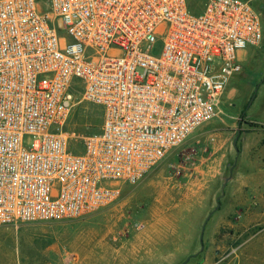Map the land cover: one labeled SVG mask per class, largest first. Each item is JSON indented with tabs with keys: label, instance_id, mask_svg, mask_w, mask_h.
I'll return each mask as SVG.
<instances>
[{
	"label": "built area",
	"instance_id": "2783aa9c",
	"mask_svg": "<svg viewBox=\"0 0 264 264\" xmlns=\"http://www.w3.org/2000/svg\"><path fill=\"white\" fill-rule=\"evenodd\" d=\"M254 1L0 0V227L115 205L218 116L263 37ZM76 100L96 129L70 127Z\"/></svg>",
	"mask_w": 264,
	"mask_h": 264
},
{
	"label": "rangeland",
	"instance_id": "374dc122",
	"mask_svg": "<svg viewBox=\"0 0 264 264\" xmlns=\"http://www.w3.org/2000/svg\"><path fill=\"white\" fill-rule=\"evenodd\" d=\"M256 2L263 37L240 53L242 70L222 94L218 116L139 183L124 185L115 205L71 221L0 227V264H182L199 251L201 226L232 166L221 206L206 223L204 249L185 264H264V1ZM159 51L156 44L152 53ZM71 113L79 134L101 123L85 101L76 100Z\"/></svg>",
	"mask_w": 264,
	"mask_h": 264
},
{
	"label": "water",
	"instance_id": "95a60500",
	"mask_svg": "<svg viewBox=\"0 0 264 264\" xmlns=\"http://www.w3.org/2000/svg\"><path fill=\"white\" fill-rule=\"evenodd\" d=\"M263 81H264V75H263V77H262V79H261V82H263ZM259 85H260V83H258V84L255 86V88H254V90H253V93H252V96H251V98H250V100H249V102H248L247 107H249V105L252 103L253 99L255 98ZM239 136H240V131L237 130V131H236V135H235V137H234V139H233V142H232V146H233V148H234V150H235V152H236L237 155H238V153H239V150H238V148H237V142H238ZM232 170H233V166L229 168V177H228L227 179H225V180L223 181L222 185H221V188H220V195H219V196L217 197V199H216V206H215V208H214V209H213V210L207 215L206 219L204 220V222H203V224H202V226H201V230H200V234H199V246H200V249H199V251H198L197 253L193 254L191 257H195L197 254L201 253V252L203 251V249H204L203 235H204V229H205L206 223H207V221L209 220V218H210V216L212 215V213H213L214 211H216V210L220 207V202H219V201H220V198L223 197V195H224V189H225V186H226L228 180H229L230 177H231ZM189 259H190V257H188V258L185 260V262H183L182 264H185L186 262H188Z\"/></svg>",
	"mask_w": 264,
	"mask_h": 264
},
{
	"label": "crops",
	"instance_id": "0c3cea01",
	"mask_svg": "<svg viewBox=\"0 0 264 264\" xmlns=\"http://www.w3.org/2000/svg\"><path fill=\"white\" fill-rule=\"evenodd\" d=\"M239 137H240V136H239ZM238 140H239V139H238ZM238 154H239V153H238ZM245 176H246V177H245V180H246V181H248V180L251 179V175H245ZM226 185H227V184H226ZM225 187H226V186H225ZM217 197H218V196H217ZM217 197L215 198V201H216ZM223 197H224V195H223ZM223 197L220 198V201H221V199H222ZM220 206H221V202H220ZM216 211H217V210H216ZM214 212H215V211H214ZM214 212H213V213H214ZM213 213H212V214H213ZM211 216H212V215H211ZM211 216H210V217H211ZM209 219H210V218H209ZM207 222H208V221H207ZM219 226H220V221H219V225H218L217 227L214 228V230H213L214 233H215V231L219 228ZM193 252H194V250L192 251V253H193Z\"/></svg>",
	"mask_w": 264,
	"mask_h": 264
},
{
	"label": "trees",
	"instance_id": "16d2710c",
	"mask_svg": "<svg viewBox=\"0 0 264 264\" xmlns=\"http://www.w3.org/2000/svg\"><path fill=\"white\" fill-rule=\"evenodd\" d=\"M257 2L256 1H254L253 2V4H254V6L258 9V11H260L259 10V8H258V5L256 4ZM91 105V104H90ZM92 107H94L98 112H99V115H100V120H101V111L97 108V107H95L94 105H91ZM97 128V127H96ZM96 128H91L90 130H88L87 132H89V131H91V130H94V129H96ZM87 132H85V133H87ZM220 202V201H219ZM220 208V207H219ZM219 208L217 209V210H219ZM190 258H192L191 256H190Z\"/></svg>",
	"mask_w": 264,
	"mask_h": 264
}]
</instances>
